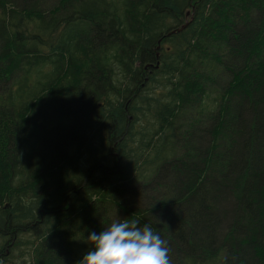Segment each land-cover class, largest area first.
Masks as SVG:
<instances>
[{
  "label": "trees",
  "instance_id": "16d2710c",
  "mask_svg": "<svg viewBox=\"0 0 264 264\" xmlns=\"http://www.w3.org/2000/svg\"><path fill=\"white\" fill-rule=\"evenodd\" d=\"M110 209L264 264V0H0V264H77Z\"/></svg>",
  "mask_w": 264,
  "mask_h": 264
},
{
  "label": "clouds",
  "instance_id": "9594fccd",
  "mask_svg": "<svg viewBox=\"0 0 264 264\" xmlns=\"http://www.w3.org/2000/svg\"><path fill=\"white\" fill-rule=\"evenodd\" d=\"M86 242L89 250L77 264H170L167 241L139 220L113 221Z\"/></svg>",
  "mask_w": 264,
  "mask_h": 264
},
{
  "label": "rangeland",
  "instance_id": "374dc122",
  "mask_svg": "<svg viewBox=\"0 0 264 264\" xmlns=\"http://www.w3.org/2000/svg\"><path fill=\"white\" fill-rule=\"evenodd\" d=\"M52 4H54V3H52ZM190 14H192V12H190ZM227 77H228V74L227 73L226 74L224 73V75L221 76L222 81H226ZM191 114H193V113H188L186 115V117L184 118V120L182 122V124H184V125H182V127L180 128V132H179L180 135L183 134L185 131L193 130L192 131V134H193L192 136H194L196 134V136H195V143H197L196 142V139H197L198 136L200 137V140L207 141L209 137H207L206 135H204V137H203V134H204V131H205L206 128L208 129L209 127H211L213 125L214 120L211 117H206V118H204V122H202V121L199 122L198 119L192 118L191 117ZM178 137H179V135L177 136V138ZM210 139H212V136H211ZM227 139H228V137H226L225 135L224 136H221V138L218 139L219 145H224V143L228 142ZM192 140H193V138L192 139L190 138V143L191 144H192ZM178 144H179V145H177L178 146V152L181 153L187 147V145H186V138L183 139L182 142L179 141ZM165 180L167 181V179H165ZM130 195H132V194H129L128 197ZM128 202H129V205H131L130 207L131 208H134V209L144 208V206H145L144 201L140 200L137 197V195H134V194H133V196H131V198H129ZM221 204L224 205L225 203H223V201H221ZM231 204H232V202L230 200H229V203L227 201V203L224 205V208L225 209H228V207ZM110 211L112 213L111 216H110V218L112 219V221H118V220H120L122 218V214H119L116 211H112L111 209H110ZM226 220H227V218L224 219V221H226ZM224 221L222 223L223 225L225 223Z\"/></svg>",
  "mask_w": 264,
  "mask_h": 264
},
{
  "label": "water",
  "instance_id": "95a60500",
  "mask_svg": "<svg viewBox=\"0 0 264 264\" xmlns=\"http://www.w3.org/2000/svg\"><path fill=\"white\" fill-rule=\"evenodd\" d=\"M191 20H193V18H192ZM188 24H189V22H187V23H185L184 25H182V27H180V28L178 29V31H181V30L185 29V28L187 27ZM158 64H159V63H158ZM158 64L156 65V67H158Z\"/></svg>",
  "mask_w": 264,
  "mask_h": 264
},
{
  "label": "bare ground",
  "instance_id": "6f19581e",
  "mask_svg": "<svg viewBox=\"0 0 264 264\" xmlns=\"http://www.w3.org/2000/svg\"><path fill=\"white\" fill-rule=\"evenodd\" d=\"M189 12V11H188ZM191 12V11H190Z\"/></svg>",
  "mask_w": 264,
  "mask_h": 264
}]
</instances>
